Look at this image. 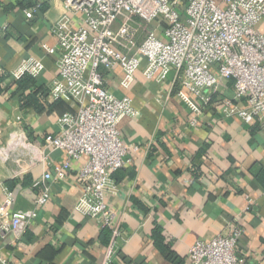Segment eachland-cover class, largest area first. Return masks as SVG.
<instances>
[{
  "label": "crops",
  "instance_id": "obj_1",
  "mask_svg": "<svg viewBox=\"0 0 264 264\" xmlns=\"http://www.w3.org/2000/svg\"><path fill=\"white\" fill-rule=\"evenodd\" d=\"M35 6L41 7L26 17L25 11ZM63 13L64 0H0V206L11 193L12 213L37 211L19 236L3 229L10 218H0L5 264H103L112 237L101 220L77 208V174L85 159L72 161L60 179L56 173L68 159L66 152L48 149L47 160L39 154L45 137L61 131L58 118L78 110L77 104L50 93L61 55L51 29ZM82 17L72 16L74 27ZM258 29L264 33V20ZM32 58L44 64L39 76L12 74ZM140 58L141 67L128 87L122 85L121 66L104 72V87L129 97L137 111L118 125L122 141L131 147L124 166L112 173L116 189L107 193L120 230L111 264H190L194 243L228 234L234 222L244 229L236 247L239 259L264 264L261 124L224 115L225 102H236L234 81L229 80L216 89L192 125L194 114L177 95L172 75L160 83L149 80L143 73L146 59ZM47 171L53 178L42 181ZM46 187L51 198L37 206L35 199Z\"/></svg>",
  "mask_w": 264,
  "mask_h": 264
},
{
  "label": "built area",
  "instance_id": "obj_2",
  "mask_svg": "<svg viewBox=\"0 0 264 264\" xmlns=\"http://www.w3.org/2000/svg\"><path fill=\"white\" fill-rule=\"evenodd\" d=\"M35 11L27 9L26 17L32 18ZM75 14L83 16L77 27L73 26ZM263 20L264 0H64V13L51 29L61 55L50 93L77 104L78 110L58 118L61 131L45 137L39 154L47 160L48 149L66 152L68 159L56 173L60 179L69 173L72 161L85 159L77 174V208L112 231L103 264L116 260L120 235L107 193L116 189L112 173L124 166V155L131 147L122 141L118 125L125 116L137 113L129 97H118L104 87V72L121 66L122 85L128 87L144 57L143 73L149 80L160 83L172 75L177 95L194 114L192 125L216 89L233 80L236 102H225L224 115L247 123L256 119L264 129V33L258 29ZM43 70V62L32 58L12 74L37 77ZM17 122L22 123L21 116ZM52 178L47 171L42 181ZM50 198L46 187L35 203L44 205ZM12 202L8 193L0 218H10L11 224L4 223L3 229L19 236L37 211L12 213ZM243 233L234 222L228 234L197 241L189 249L190 264H246L236 252ZM0 264H5L1 256Z\"/></svg>",
  "mask_w": 264,
  "mask_h": 264
},
{
  "label": "trees",
  "instance_id": "obj_3",
  "mask_svg": "<svg viewBox=\"0 0 264 264\" xmlns=\"http://www.w3.org/2000/svg\"><path fill=\"white\" fill-rule=\"evenodd\" d=\"M35 7H36V6H35ZM40 7H41V6H37V7H36V11H38V10L40 9ZM25 75L27 76V75H29V73H24L23 76H25ZM26 76H25V77H26ZM29 76H32V75H29ZM20 82H21V81H20ZM106 228H107V227H106ZM111 232H112V231H111ZM111 232H110V233H111ZM159 236L161 237V239H163L161 235H157L156 239L159 240ZM158 240H156V241H158ZM159 247H161V249H162L164 252H167V248H166V247H163V246L160 245V244H159ZM167 256L172 257V253H171V252H167Z\"/></svg>",
  "mask_w": 264,
  "mask_h": 264
}]
</instances>
